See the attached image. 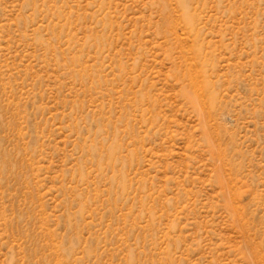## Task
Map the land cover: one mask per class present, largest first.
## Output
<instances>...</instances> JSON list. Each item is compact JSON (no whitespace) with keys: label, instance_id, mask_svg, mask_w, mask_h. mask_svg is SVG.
<instances>
[{"label":"rangeland","instance_id":"rangeland-1","mask_svg":"<svg viewBox=\"0 0 264 264\" xmlns=\"http://www.w3.org/2000/svg\"><path fill=\"white\" fill-rule=\"evenodd\" d=\"M0 264H264V0H0Z\"/></svg>","mask_w":264,"mask_h":264},{"label":"bare ground","instance_id":"bare-ground-1","mask_svg":"<svg viewBox=\"0 0 264 264\" xmlns=\"http://www.w3.org/2000/svg\"><path fill=\"white\" fill-rule=\"evenodd\" d=\"M195 84V83H194Z\"/></svg>","mask_w":264,"mask_h":264}]
</instances>
